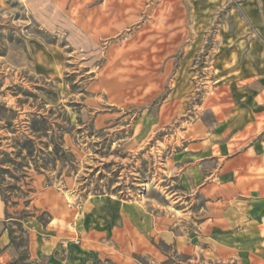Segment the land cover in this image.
Segmentation results:
<instances>
[{"label": "rangeland", "instance_id": "1", "mask_svg": "<svg viewBox=\"0 0 264 264\" xmlns=\"http://www.w3.org/2000/svg\"><path fill=\"white\" fill-rule=\"evenodd\" d=\"M239 9L0 0V264H235L215 258L221 206L195 183L215 164L195 170L194 143Z\"/></svg>", "mask_w": 264, "mask_h": 264}, {"label": "crops", "instance_id": "2", "mask_svg": "<svg viewBox=\"0 0 264 264\" xmlns=\"http://www.w3.org/2000/svg\"><path fill=\"white\" fill-rule=\"evenodd\" d=\"M233 1L241 13H233L231 6L228 15L237 29L227 37L233 44L227 90L213 94L217 125L194 143L195 170L207 161L215 168L195 183L204 185L205 196L221 206L225 223L219 233L225 238L213 240L215 258L264 264V0Z\"/></svg>", "mask_w": 264, "mask_h": 264}, {"label": "trees", "instance_id": "3", "mask_svg": "<svg viewBox=\"0 0 264 264\" xmlns=\"http://www.w3.org/2000/svg\"><path fill=\"white\" fill-rule=\"evenodd\" d=\"M38 124H44V121L43 120H40L39 122H38ZM35 125H37V123H35ZM33 130H34V128H33ZM32 148H33V146H32V141L30 140V139H28L26 142H25V147H24V149H27L30 153L32 152L31 150H32ZM29 153V154H30ZM49 155H54V156H56L57 155V148H54L52 151H50V153H49ZM37 166L35 165V168H36ZM1 170V172H6L5 170H3V169H0ZM3 202H4V204L6 205V201L3 199ZM8 213H6L5 212V229L8 231V233H9V235L11 236V232H12V230L10 229V227L8 226V221H6L7 220V218H8ZM11 243L13 244V245H15V247H16V249H17V251H19V249H20V245L18 244V243H16L15 242V240H14V238H12L11 237ZM24 256L21 254L20 255V257H19V259H18V261H21V260H24Z\"/></svg>", "mask_w": 264, "mask_h": 264}]
</instances>
